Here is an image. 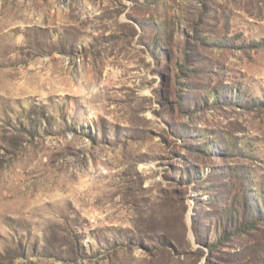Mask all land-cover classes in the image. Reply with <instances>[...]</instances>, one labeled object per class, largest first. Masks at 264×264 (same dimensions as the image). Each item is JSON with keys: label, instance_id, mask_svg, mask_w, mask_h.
<instances>
[{"label": "rangeland", "instance_id": "rangeland-1", "mask_svg": "<svg viewBox=\"0 0 264 264\" xmlns=\"http://www.w3.org/2000/svg\"><path fill=\"white\" fill-rule=\"evenodd\" d=\"M0 264H264V0H0Z\"/></svg>", "mask_w": 264, "mask_h": 264}]
</instances>
